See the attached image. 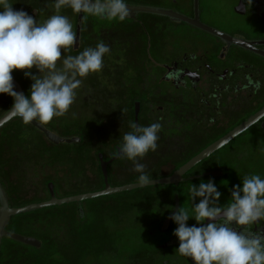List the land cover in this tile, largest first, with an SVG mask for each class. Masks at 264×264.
<instances>
[{
	"label": "flooded vegetation",
	"instance_id": "flooded-vegetation-1",
	"mask_svg": "<svg viewBox=\"0 0 264 264\" xmlns=\"http://www.w3.org/2000/svg\"><path fill=\"white\" fill-rule=\"evenodd\" d=\"M10 2L14 10H23L39 19L49 16V3H54V0ZM125 3L129 8L156 9L174 16L130 11L125 21L110 22L92 16L84 19V14L72 11L77 41L70 51L63 54L76 56L99 42L110 47V52L103 57V66L111 67L105 78L98 82L94 74H89L90 82L86 84L83 81L76 90V98H92L93 93L100 92V97L108 100L107 149L98 150L95 156L102 176L97 191L105 188L100 155L107 163L109 180L119 174L120 169L136 173L132 171V162L120 158L119 151L123 135L131 131L130 122L138 126L157 122L162 125L157 150L149 151L140 161L146 165L145 171L150 179L157 180L175 175L264 108V0H125ZM115 23L127 25L132 32L119 37L114 33L112 25ZM12 76L18 81L13 72ZM119 99H123L122 107ZM13 103L14 99L0 117ZM123 109L126 112L123 113ZM45 126L49 127L48 124ZM82 128L85 126L78 127L79 130ZM77 138L81 139L79 143H83L80 135ZM4 147L0 140V175L1 169L8 167L1 164L2 160L4 163L15 161L17 153L14 144L10 145L9 154L5 153L7 147ZM253 174L264 179V116L186 171L178 183L158 185L164 187L163 199L169 202V206H152L159 218L146 227L147 237L178 227L170 216L180 207L191 209L189 188L192 184L198 187L201 182L214 181L221 193V204L231 199L234 186L242 188L243 178ZM0 182L10 207L26 206L12 203L1 176ZM199 201L197 197L195 203ZM84 202L74 204L82 206ZM80 206L73 210L77 216L85 210ZM14 218L7 226L9 233L8 228ZM193 219L189 220L192 222ZM76 220L75 224H78L84 219ZM167 220L169 224L164 230ZM119 223L125 225L123 221ZM194 224L188 223V226ZM78 227L81 229L82 224ZM251 230L264 233V221L252 225ZM179 243L174 235L158 244L157 249L179 247ZM93 247L92 244L90 249L80 252L76 264H95L97 252ZM145 252L147 259L153 257L152 262L162 264V258H158L156 253ZM110 258V264H131L128 257Z\"/></svg>",
	"mask_w": 264,
	"mask_h": 264
},
{
	"label": "rangeland",
	"instance_id": "rangeland-1",
	"mask_svg": "<svg viewBox=\"0 0 264 264\" xmlns=\"http://www.w3.org/2000/svg\"><path fill=\"white\" fill-rule=\"evenodd\" d=\"M50 4L53 3L50 2ZM49 12L48 17L55 14L54 8L49 7ZM61 14L69 17L74 28L75 16L72 10L64 8ZM30 15L36 19L33 14ZM48 17L36 20L38 23H43ZM112 26L114 33H117L119 37H122L125 32H132L125 24L115 23ZM110 69L111 67L103 66L101 71L93 74L98 82H101ZM31 71L33 75L40 74L35 67ZM13 73L20 82L19 84L23 86L25 96L30 98L34 81L26 77L23 71L14 70ZM90 79L91 77L88 76L83 81L88 84ZM100 94V92L93 93L92 98H76L65 116L54 118L48 124L49 127L44 125L53 133L65 138L80 135L83 143L53 144L45 141L38 130L34 128L32 130L19 121L6 127V130H1L0 140L7 147H4L7 149L5 153H10L8 150L11 142H15L17 148L15 161L4 163L2 160L1 163L8 166L7 169H1L0 176L7 192L11 195L12 203L30 205L46 202L51 195L50 185L58 199L97 192L101 172L95 156L98 150L107 149L105 143L109 140L107 136L109 129L105 126L108 100L104 96L100 97ZM10 101H13V97L0 93V114L8 108ZM119 101L122 107L123 99ZM80 120L82 122H79ZM80 125L85 128L79 130ZM28 139L36 141L35 144L27 145ZM138 176L137 173L129 172V169L123 171L120 169L119 174L114 175L108 184L112 187H121L139 183ZM152 188L136 189L106 198L87 200L82 204L85 210L80 216L73 211L80 206L76 204L16 216L10 225V232L34 238L40 241L41 245L37 249L29 248L5 239L2 244L0 264H76L80 252L83 249H89L92 244L95 252L109 249L110 240L113 239L110 235H116L124 227L127 228L126 236H124L127 240L136 239L134 241L142 243L136 247V250L143 252L135 254L131 264H156L155 261L152 262L153 257L147 259L145 251L156 253L158 258H162V264H195L190 258L180 256L177 246L167 247L160 251L157 249L158 244L174 236V227L168 232H156L151 234V237H147L146 227L151 221L155 222L159 218L152 206L165 202L162 195L164 187ZM230 200L223 201L220 205H227ZM78 218L84 220L75 224ZM119 221H123L126 226L117 227L116 224H119ZM187 223L197 224L195 219L192 222L188 220ZM80 224H82L81 229L78 227ZM127 252L131 253L134 250L131 248Z\"/></svg>",
	"mask_w": 264,
	"mask_h": 264
},
{
	"label": "clouds",
	"instance_id": "clouds-1",
	"mask_svg": "<svg viewBox=\"0 0 264 264\" xmlns=\"http://www.w3.org/2000/svg\"><path fill=\"white\" fill-rule=\"evenodd\" d=\"M49 7L55 14L38 23L27 12L14 10L10 0H0V93L13 97L9 112L25 125L34 121L47 125L65 116L83 79L101 71L103 57L110 52L108 45L99 42L76 56H64L76 43L77 32L61 10L69 8L84 14V19L92 16L110 22H123L130 13L125 0H54ZM33 67L39 75H33ZM14 70L23 71L34 81L30 98L14 91ZM129 127L131 131L123 135L120 145V158L132 162V171L139 173V186H148L152 179L140 161L149 151L157 150L162 125L130 122ZM242 182V188L234 186L231 200L224 206L219 204L221 193L214 181L201 182L198 187L192 184L191 209L180 207L170 216L178 225L173 234L180 242V256L195 264H264V233L251 230L252 225L264 221V179L253 174ZM197 197L199 203H195ZM190 218L199 226L189 227Z\"/></svg>",
	"mask_w": 264,
	"mask_h": 264
},
{
	"label": "water",
	"instance_id": "water-1",
	"mask_svg": "<svg viewBox=\"0 0 264 264\" xmlns=\"http://www.w3.org/2000/svg\"><path fill=\"white\" fill-rule=\"evenodd\" d=\"M129 10L130 11L149 12V13H153V14L171 15V17L174 16L172 14H168L166 12L156 10V9L132 8V7H130ZM203 28H205L207 31H209L213 34L219 35L222 38L227 39V37L224 36L223 34L217 33L216 31H214L210 28H207L204 26H203ZM234 42L240 43L239 41H234ZM13 85H14V91H16L17 93H23L24 94L21 85L19 84V82L15 78H13ZM12 106H11V108H12ZM10 109L4 115H2L0 117V129L3 128L5 125H7L9 122H11L13 119L19 118L17 116H13V114L11 112H9ZM263 116H264V108L261 111H259L256 115H254L250 120L242 123L239 127L234 129L232 132H230L228 135H226L224 138H222L219 142H217L216 144L207 148L203 153H201L199 156H197L191 162H189L188 164L183 166L175 175H173L172 177H168V178L151 180L150 185H148V186L141 187V186H139V183L124 185L121 187L110 186L108 184L109 179H108V172H107V163L104 161L102 155H100L99 158H100V163H101V168H102V174L104 177L105 188L101 191L92 192V193H85V194H81V195L73 196V197H69V198H64V199H58L56 197V195L54 194V192L52 191L53 188L50 185L49 186L50 194H51L50 200H48L46 202L26 205V206L19 207V208H12L9 205V201H8L5 189L2 185V183L0 182V250H1V246H2V242H3L4 237L11 238L17 242H20L22 244H26L29 246H33V247H40V245H41L40 241H38L34 238L24 237V236H21L19 234H15V233H9L6 229H7V226H8L12 217H15V216H18L21 214L30 213V212L40 211V210H44V209H48V208H54L57 206H63V205L74 204V203H82V202L87 201V200H93V199H97V198H101V197H105V196H112V195H116V194H120V193L133 191L136 189H143V188L154 187V186H158V185H170L173 183H178L186 171L191 169L199 161L208 157L209 155H211L216 150H218L221 147L228 144L232 139H234L237 135L241 134L242 132H244L245 130L250 128L256 121H258ZM31 125L34 128H36L37 130H39L40 132H42L44 134V136L46 137V139L53 144L79 143L81 141V139L77 138V137L63 138V137L53 133L52 131L47 129L45 126L39 125L36 121H34ZM168 224H169V220H167L166 223L164 224V227H163L164 230L167 228Z\"/></svg>",
	"mask_w": 264,
	"mask_h": 264
},
{
	"label": "trees",
	"instance_id": "trees-1",
	"mask_svg": "<svg viewBox=\"0 0 264 264\" xmlns=\"http://www.w3.org/2000/svg\"><path fill=\"white\" fill-rule=\"evenodd\" d=\"M16 121H19V122H21L22 124H24L23 122H22V120L20 119V118H16V119H13L12 120V123L10 124V125H12V124H14ZM9 125V126H10ZM25 125V124H24ZM26 127H29L30 129H32L33 130V126L31 125V124H29V125H25ZM8 127V126H7ZM34 129H36V128H34ZM48 129V128H47ZM2 131H4V130H6V127L5 128H2L1 129ZM0 130V133L2 132ZM37 130V129H36ZM38 132H40L39 130H38ZM40 135H42L43 137H44V139H45V141H48L47 139H46V137L44 136V134L42 133V132H40ZM62 137V136H61ZM63 138H65V137H63ZM35 142L36 141H31V140H27L26 141V143H27V145L29 144H35ZM49 142V141H48ZM10 144H14V145H16V143L15 142H11ZM41 144V143H40ZM80 144V143H79ZM4 145V144H3ZM42 145V144H41ZM40 145V146H41ZM102 177V176H101ZM106 197H108V196H105L104 198H106ZM103 198V197H102ZM97 199H101V198H97ZM22 204H20V206H21ZM24 205V204H23ZM161 205H163V206H165V205H167V206H169V202H167V200H165V202L163 203V204H161ZM55 208V207H54ZM42 210H40V211H35V212H30V213H26V214H21L20 216H25V215H28V214H33V213H40ZM19 216V215H18ZM16 217V216H15ZM12 223H13V221H12ZM119 223V222H118ZM11 225V224H10ZM117 225V227H121L122 228V225H120V223L119 224H116ZM108 227V226H107ZM10 229V226H9V228H8V230ZM123 230H121V232H117V234L116 235H114V236H112V235H110V237H113V239L112 240H110V247H109V249H107L106 251H103V252H97V260H96V262H95V264H107L108 263V261L111 259L110 257L111 256H113V258L116 260V259H121V258H127L128 257V259H129V261L131 262V260H132V258L134 257V255L135 254H137V253H139L141 250H136V247H138L139 245H141L142 243L141 242H137V241H134V240H136V239H134V240H127L124 236H126V227L125 228H122ZM10 231V230H9ZM12 233V232H11ZM5 239H7V240H9V241H12V242H15V243H17V244H20V245H22V246H25V247H29V248H31V247H33V246H29V245H26V244H22V243H20V242H17V241H15V240H13V239H11V238H8V237H6V238H4L3 239V242H2V244L4 243V241H5ZM129 244V245H128ZM36 249H37V247H35ZM40 248V247H39ZM133 249L134 250V252H131V253H128L127 251L128 250H130V249ZM90 249V248H89ZM1 250H2V246H1ZM1 250H0V254H1ZM86 249H83V251H81V253H83L84 251H85ZM93 251V250H92ZM109 252H112L111 254L109 253ZM93 255V254H92Z\"/></svg>",
	"mask_w": 264,
	"mask_h": 264
}]
</instances>
